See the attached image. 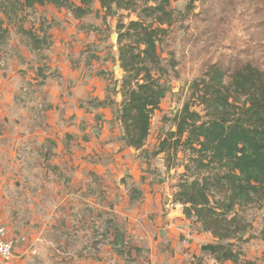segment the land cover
<instances>
[{
	"label": "rangeland",
	"instance_id": "obj_1",
	"mask_svg": "<svg viewBox=\"0 0 264 264\" xmlns=\"http://www.w3.org/2000/svg\"><path fill=\"white\" fill-rule=\"evenodd\" d=\"M70 2L77 4L79 0ZM187 2L175 0L170 4L175 22L160 48L168 73L160 108L151 120L147 143L153 147L172 128L165 119L180 110L189 96L190 84L210 65L218 64L231 71L237 64L249 62L264 70V10L259 14L253 0H201L186 9ZM12 4L13 0H0V18L8 32L0 42V202L5 205L0 210V224L8 215V235L24 236L26 241L16 247L18 258L5 264H145L146 249L137 246L135 236L124 230L129 211L116 208L119 197L103 194L104 179L96 177L82 185L94 188L95 202L107 201L108 209L85 208L81 204L76 207L77 200L72 197L76 178L69 177L68 170H77L80 162L101 165L98 168L106 165L96 161L102 156L92 146L86 155L90 159H82L86 146L94 145L86 133L95 124L77 118L80 126L76 137L66 134L63 128L64 116L74 108L62 101L61 89L68 80L61 72L65 67L91 76L98 75L101 68L107 73L119 71L111 68L117 65L113 55L117 50L115 26L119 12L105 18L93 3L92 13L76 19L67 9L57 10L48 4L27 15L20 10L13 12ZM129 18L123 17L124 21ZM51 31L56 32L55 36ZM40 63L45 68L43 77L37 76ZM54 97L56 105L47 101ZM87 97L82 98V108L89 102ZM115 107L118 105L113 102V114ZM115 121L112 119V129L117 127ZM74 158L82 160L78 166ZM147 159L142 161L143 171L149 174L144 184L157 194L161 210L166 212L172 208L178 172L174 168L165 170L163 156ZM84 169L92 173L94 166H82ZM58 173L60 176H56ZM61 177L66 197L56 189ZM248 214L253 224L251 235H256L264 224V210L255 208ZM34 233L49 241L34 239ZM239 245L243 258L264 264V241L251 236ZM116 249L123 254L118 255ZM27 250L31 251L27 256L20 254ZM202 260L203 264H216L208 255Z\"/></svg>",
	"mask_w": 264,
	"mask_h": 264
},
{
	"label": "trees",
	"instance_id": "obj_2",
	"mask_svg": "<svg viewBox=\"0 0 264 264\" xmlns=\"http://www.w3.org/2000/svg\"><path fill=\"white\" fill-rule=\"evenodd\" d=\"M172 1L79 0L75 4L70 0H13L12 11L27 15L48 4L67 9L79 19L92 13V4L97 3L105 18L119 12L115 30L122 74L115 81L118 88L110 87L95 106L111 105V93H118L117 120L127 146L140 151L144 161L163 156L167 172L176 169L178 180L171 202L180 204L182 213L200 222L212 237L201 245L202 252L216 264H259L243 258L239 244L251 236L264 241V224L251 235L248 214L251 209L264 210V70L249 62L237 64L231 71L210 65L192 81L180 110L165 119L172 128L151 150L145 148L153 114L165 91L168 69L160 48L175 22ZM198 1L188 0L186 9ZM253 4L259 14L264 12V0H253ZM7 33L0 18V42ZM44 70L39 65L37 75L43 77ZM140 193L131 187L130 202Z\"/></svg>",
	"mask_w": 264,
	"mask_h": 264
},
{
	"label": "crops",
	"instance_id": "obj_3",
	"mask_svg": "<svg viewBox=\"0 0 264 264\" xmlns=\"http://www.w3.org/2000/svg\"><path fill=\"white\" fill-rule=\"evenodd\" d=\"M96 5V7L99 8L97 3ZM52 7L54 6L52 5ZM56 9L58 10V8ZM51 32L55 36L56 32ZM113 36L114 35H112V37ZM52 53H54V50ZM49 56L52 58L53 54H50ZM113 58L115 59V63H117V50L116 54L113 55ZM40 64L42 65V63ZM116 66H118V68H115ZM111 68L113 70L118 69L119 71L107 73L105 68H101V70L99 69L100 71L98 70L100 72L98 75L94 74L91 76L85 71L79 73L75 70L73 72V70L65 67V70L61 72L62 77L66 81L68 80V84L61 89V94H64L62 101L64 103L67 102L68 105H71L74 108V111L71 113L67 112V107L65 108V111L68 113V115L64 116L66 118L65 125H63L65 133L76 137L75 133L78 132L80 126L79 120H76L77 118L83 119L88 124L92 123L90 125L94 126L95 124V127L93 128L88 127L86 133L88 135L90 134V140H92L90 144L94 143V145L86 146L87 148L84 150L85 153L83 154L84 157H82V159H90L89 156L86 157V155L89 154V151L91 150L89 149V146H92L95 151L102 156L101 160L96 161L99 163L100 161H103L104 165H106L105 168H98L101 167V165H94L90 162H86V164L80 162L82 161L80 158L76 160L74 158L72 160H75L74 163L76 166H78L77 162H80L77 170L72 172L71 170H68V176L76 178V185L74 183L75 190L72 193V197L77 200L76 207L81 204L82 206H85V208L96 206L104 210L108 209V207L105 206L108 204L107 201L95 202L94 188L91 190L87 184L86 186L82 185L84 181L94 180L93 178L96 177H98V179L100 178V180L104 179L105 185L102 187L103 194L108 197H119L116 208L122 209V207H125L129 211V215H125L124 218L126 219L124 230H126V234L130 233L135 236L137 239L135 241L137 246L140 247L142 245L146 249L147 257L145 264H203L202 258H205L208 254L202 252L200 248L202 244L212 241L210 234L204 231L200 222L187 218L182 213V206L180 204L178 205L171 202L172 208L166 212H162L157 194L153 192V190L146 189V185L144 184L145 178L149 174L143 171V159L139 157L140 151H136L127 146L122 139V131L120 129L119 121L117 120L118 108L115 107V114H113L110 105L103 107L95 106V102L99 100L101 101L107 96L110 87L112 88L115 86L116 89L118 88V85H115V81L120 79L122 71L118 64L112 65ZM83 96H88L86 99L89 101L87 105L83 104L85 105L84 108L81 107ZM56 97L48 99L47 101L53 102L56 105L58 102ZM112 98L114 99V103H117L118 105L120 102V95L116 93ZM91 100L94 103H90ZM88 111L91 112V114ZM96 116L100 117V120ZM112 119L116 120L115 125L117 127L114 129H112ZM51 121H53V118L49 123ZM57 123L60 122L57 120ZM76 125H78V127ZM78 139L80 140L81 138ZM41 140H44V138H41ZM100 144H102L103 148H100ZM2 145L3 143L0 139V147ZM149 146L153 147L146 142L145 148H149ZM89 164L94 166L92 171V173L94 172L93 175L91 172L87 173L85 169L83 171L81 170L82 166L85 168ZM96 168H98L97 171H95ZM60 174L61 173H58L56 176H60ZM62 174L65 175V172ZM62 178L63 177L59 179L58 188H56V184L54 188L60 191L61 197H66L63 193ZM80 178H82L83 181H81ZM148 181H150V179ZM131 187H138L141 191L140 197L133 200V203L130 202L129 196ZM155 189L157 190V187ZM85 190L87 192L85 196H82ZM79 199L82 201L79 202ZM62 202L63 201L61 200L60 204H62ZM1 209H5V205L2 202H0V210ZM7 217L8 215L5 217L4 223L10 234L11 231L8 224L10 218ZM1 220L0 217V222ZM40 230L44 229L42 228ZM38 233H34V239L40 241L44 240L46 242L49 241L47 238L43 236L41 237V233ZM19 245L20 244L17 245V248ZM16 249L15 251L17 252ZM16 252L14 257L18 258V252ZM29 252L31 251H21L20 254L27 256ZM39 254L42 255L44 253L39 251ZM15 263L18 264L19 261H16Z\"/></svg>",
	"mask_w": 264,
	"mask_h": 264
},
{
	"label": "built area",
	"instance_id": "obj_4",
	"mask_svg": "<svg viewBox=\"0 0 264 264\" xmlns=\"http://www.w3.org/2000/svg\"><path fill=\"white\" fill-rule=\"evenodd\" d=\"M20 241H25V237L9 236L6 225L0 224V264L8 263L13 259L15 249Z\"/></svg>",
	"mask_w": 264,
	"mask_h": 264
},
{
	"label": "water",
	"instance_id": "obj_5",
	"mask_svg": "<svg viewBox=\"0 0 264 264\" xmlns=\"http://www.w3.org/2000/svg\"><path fill=\"white\" fill-rule=\"evenodd\" d=\"M115 68H118V66H116Z\"/></svg>",
	"mask_w": 264,
	"mask_h": 264
}]
</instances>
